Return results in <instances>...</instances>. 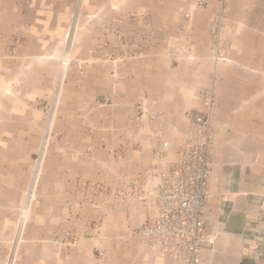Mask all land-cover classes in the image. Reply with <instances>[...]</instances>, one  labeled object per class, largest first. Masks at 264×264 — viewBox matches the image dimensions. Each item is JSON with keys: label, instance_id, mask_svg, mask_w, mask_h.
I'll list each match as a JSON object with an SVG mask.
<instances>
[{"label": "crops", "instance_id": "0c3cea01", "mask_svg": "<svg viewBox=\"0 0 264 264\" xmlns=\"http://www.w3.org/2000/svg\"><path fill=\"white\" fill-rule=\"evenodd\" d=\"M174 2L175 12L139 17L146 22L137 24L142 54L113 64L111 89L103 81L97 86L112 104L101 114L96 150L50 157L48 194L70 198L72 237L35 239L36 264H176L132 232L157 216L145 202L150 186L160 181L191 130L189 116L205 110L211 90L215 145L204 219L215 245L201 264H264V0H229L219 60L211 51L213 15L197 7L215 0ZM43 33L49 36V27ZM164 142L172 155L158 160Z\"/></svg>", "mask_w": 264, "mask_h": 264}, {"label": "rangeland", "instance_id": "374dc122", "mask_svg": "<svg viewBox=\"0 0 264 264\" xmlns=\"http://www.w3.org/2000/svg\"><path fill=\"white\" fill-rule=\"evenodd\" d=\"M197 7L213 15L219 60V1ZM175 10L174 0H0V264H36L35 239L72 237L70 198L48 194L50 157L96 150L101 114L112 104L97 86L111 89L113 64L142 54L139 17Z\"/></svg>", "mask_w": 264, "mask_h": 264}, {"label": "built area", "instance_id": "2783aa9c", "mask_svg": "<svg viewBox=\"0 0 264 264\" xmlns=\"http://www.w3.org/2000/svg\"><path fill=\"white\" fill-rule=\"evenodd\" d=\"M218 1L219 13L214 19L216 55L221 50L229 0ZM203 102L205 110L189 116L191 130L184 143L173 153L160 181L150 186L145 202L156 208L157 216L137 225L132 232L135 239L176 264H201L203 254L215 245V239L206 232L204 219L213 169L215 92L206 93ZM149 117L152 122L157 118ZM170 155V143L164 142L156 157L164 160Z\"/></svg>", "mask_w": 264, "mask_h": 264}, {"label": "bare ground", "instance_id": "6f19581e", "mask_svg": "<svg viewBox=\"0 0 264 264\" xmlns=\"http://www.w3.org/2000/svg\"><path fill=\"white\" fill-rule=\"evenodd\" d=\"M73 35V34H72ZM71 47V46H70ZM68 50V49H67ZM64 71V70H63ZM63 76V75H62ZM60 80H61V78H60ZM46 143H47V141L45 142V146H46ZM44 152H45V147L43 148V150H42V154H44ZM36 181V180H35ZM35 181H34V184H35ZM34 184H33V186H34ZM34 192V191H33ZM31 201V200H30ZM23 220V219H22ZM24 221V220H23ZM23 227V226H22ZM21 227V228H22ZM23 229V228H22ZM22 232V231H21ZM21 234V233H20ZM16 251V250H15ZM14 252V251H13ZM16 254V253H15Z\"/></svg>", "mask_w": 264, "mask_h": 264}]
</instances>
